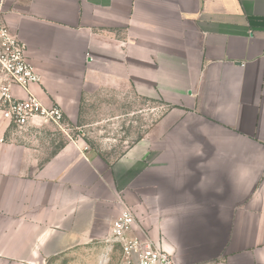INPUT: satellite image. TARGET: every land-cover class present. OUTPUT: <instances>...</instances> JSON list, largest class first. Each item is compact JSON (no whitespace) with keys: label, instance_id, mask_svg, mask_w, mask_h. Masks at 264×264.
Instances as JSON below:
<instances>
[{"label":"crops","instance_id":"obj_1","mask_svg":"<svg viewBox=\"0 0 264 264\" xmlns=\"http://www.w3.org/2000/svg\"><path fill=\"white\" fill-rule=\"evenodd\" d=\"M0 17L41 77L13 94L68 126L0 114V264H120L123 205L176 264H264V0H0ZM94 95L126 113L91 119Z\"/></svg>","mask_w":264,"mask_h":264},{"label":"built area","instance_id":"obj_2","mask_svg":"<svg viewBox=\"0 0 264 264\" xmlns=\"http://www.w3.org/2000/svg\"><path fill=\"white\" fill-rule=\"evenodd\" d=\"M41 77L26 61L25 44L11 33L0 17V114L1 118L21 133L31 121L54 126L65 132L63 112L58 106L44 107L34 96L27 93L25 98L13 94V88L28 91L30 84H38ZM136 219L130 207L123 205L113 220L108 244L120 248V264H176L171 255L161 249L148 237L143 239L129 236Z\"/></svg>","mask_w":264,"mask_h":264},{"label":"rangeland","instance_id":"obj_3","mask_svg":"<svg viewBox=\"0 0 264 264\" xmlns=\"http://www.w3.org/2000/svg\"><path fill=\"white\" fill-rule=\"evenodd\" d=\"M116 98H105L102 96L94 95L90 99L92 110L89 113H92L90 118L93 120H104L108 117H112L113 114L121 113L125 114L126 112L123 110L125 106L124 102L122 104L119 103ZM146 103L145 101H139L138 105ZM149 106H153L154 108V114L153 119L156 121L161 114L164 112V107L161 105L159 101H150L147 103ZM121 106V107H120ZM150 118H148L149 123ZM141 123V116L140 113L138 114V124ZM81 130V129H80ZM96 133H101L102 135V129H94ZM119 131V129H117ZM92 141V140H91ZM88 146L92 148H104L105 145L102 143H96V142H89ZM127 145L120 144L119 142L112 143V145L109 144V147H113V156H117L120 154L121 150ZM81 260V257L74 254H68V255H62L59 257H55L53 259H50L45 264H79Z\"/></svg>","mask_w":264,"mask_h":264}]
</instances>
